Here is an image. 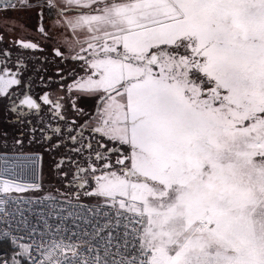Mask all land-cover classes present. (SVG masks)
I'll use <instances>...</instances> for the list:
<instances>
[{
    "label": "snow or ice",
    "instance_id": "1",
    "mask_svg": "<svg viewBox=\"0 0 264 264\" xmlns=\"http://www.w3.org/2000/svg\"><path fill=\"white\" fill-rule=\"evenodd\" d=\"M9 11L81 62L68 91L96 98L97 147L55 163V194L0 178V264H264V0H0V24L23 31ZM10 61L0 51V99L20 121L41 105L11 91L25 65Z\"/></svg>",
    "mask_w": 264,
    "mask_h": 264
},
{
    "label": "flooded vegetation",
    "instance_id": "2",
    "mask_svg": "<svg viewBox=\"0 0 264 264\" xmlns=\"http://www.w3.org/2000/svg\"><path fill=\"white\" fill-rule=\"evenodd\" d=\"M4 13H0L2 17ZM10 17L22 20L24 30H6L5 25L0 24V51L7 50L11 56L9 67H12L21 57L25 67L22 70V81L19 89L13 86L11 91L23 92L27 90L29 94L41 105V110L36 113L35 110L23 109L27 115L17 120V114L9 111L10 103L7 99H0V150L11 153H31L38 155L40 163L41 185L44 193L52 191L55 194V188L63 191V185L60 183L55 172V163L65 155H70L74 160L79 161L86 166V158L89 155L87 148L82 153H72L69 150L73 147H79L82 141L85 145L92 144L96 149V140L92 139V134L88 130L87 121L95 114L96 98L80 93L75 88L68 91V85L73 84L74 80L84 76L81 68V62L71 59V54L66 49L61 48L64 56H57L54 53V47H60L53 40H40L35 29L38 25V19L34 15L24 13H7ZM47 22V21H46ZM12 23L11 21L9 24ZM22 39L25 41L38 42L41 50L27 49L23 50L15 45V41ZM30 85V88H26ZM45 93L49 95L53 102L59 99L62 108L58 111L65 117L61 120L59 117H53V111H57L49 104H44L40 99ZM22 98V97H21ZM15 99V97H13ZM17 104L19 100L16 101ZM75 104V108L73 107ZM76 109H82V113ZM75 121V123H73ZM83 126V127H82ZM59 127V135L53 133L52 129ZM35 129V131H33ZM72 130L71 133L69 130ZM83 133L81 137L79 134ZM7 133V136H4ZM77 136V143L73 144L69 135ZM45 136H50L51 140H46ZM16 139L23 140V146L16 145ZM59 143V148L53 145ZM75 167L65 165V170ZM44 176L45 182L42 178ZM71 179V175L68 178Z\"/></svg>",
    "mask_w": 264,
    "mask_h": 264
},
{
    "label": "built area",
    "instance_id": "3",
    "mask_svg": "<svg viewBox=\"0 0 264 264\" xmlns=\"http://www.w3.org/2000/svg\"><path fill=\"white\" fill-rule=\"evenodd\" d=\"M32 155L31 153H11V152H0V157H7L8 159H0V171H2L4 168H8L10 172L14 171L16 173H19V176H12V175H5L0 178L4 179H16V182L18 183H32V182H38L41 184V174H40V163L39 159L36 161V164L34 168L28 167L23 172H20L18 168L15 167L16 161L15 157L21 156V155ZM44 190V189H43ZM23 195V194H21ZM40 209L37 208V211Z\"/></svg>",
    "mask_w": 264,
    "mask_h": 264
},
{
    "label": "rangeland",
    "instance_id": "4",
    "mask_svg": "<svg viewBox=\"0 0 264 264\" xmlns=\"http://www.w3.org/2000/svg\"><path fill=\"white\" fill-rule=\"evenodd\" d=\"M0 152H2V151L0 150ZM42 180H43V182H45L44 176H43Z\"/></svg>",
    "mask_w": 264,
    "mask_h": 264
}]
</instances>
